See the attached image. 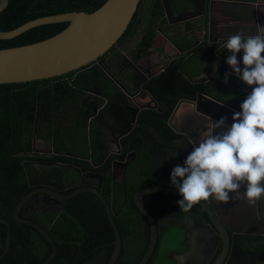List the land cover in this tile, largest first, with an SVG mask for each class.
<instances>
[{"label": "trees", "instance_id": "obj_1", "mask_svg": "<svg viewBox=\"0 0 264 264\" xmlns=\"http://www.w3.org/2000/svg\"><path fill=\"white\" fill-rule=\"evenodd\" d=\"M104 1L7 0L5 9L0 12V31H9L27 21L50 15L91 13ZM163 15L162 0H143L113 48L89 66L52 78L0 84V219L9 226L8 249L0 258V264H40L51 253V246L35 228L13 219V209L23 196L37 188L69 194L78 187L91 186L78 184L80 176L72 169L90 170L89 166L100 162L105 155L104 145L96 132L86 128L89 113L96 104L106 101V109L113 106L115 115L121 120V128L125 126L122 132L128 129L129 112L122 109L126 96L131 93L127 88L129 84L125 86L130 75L128 57L134 60L133 53L138 55L152 47L158 31L165 33L168 26ZM66 26L64 22L31 28L12 39L0 40V49L42 41ZM135 37L137 43L134 45ZM131 45L134 47L130 48ZM179 47L183 49L186 44ZM180 65V58L171 61L169 68L154 80V88L178 97L183 92L192 94V85L178 72ZM215 97L223 100L221 95ZM174 100L170 101L171 106ZM150 119L161 132L172 134L163 121ZM34 141L51 149V153L33 152ZM132 142L133 149H137L138 141ZM146 156L143 151L139 153L140 161L126 170L123 182H111L109 175L104 179L101 172L98 173V178L104 180L100 187L94 188L111 206L113 222L121 239L115 264H137L148 244L149 226L132 202L133 193L151 185L169 186L168 180L152 174L153 163L147 161ZM171 197L156 193L142 197L156 227L160 224L158 218L167 216L175 208L171 202L164 204L165 198ZM124 198L128 200L126 204ZM21 211L18 212L20 219ZM35 214L56 249L46 264H87L99 254H104L105 260L110 256L112 230L104 207L94 194L78 193L67 199L59 212L57 209L40 210ZM5 236L6 226L0 223V254ZM157 250L156 243L146 264L153 263Z\"/></svg>", "mask_w": 264, "mask_h": 264}, {"label": "water", "instance_id": "obj_2", "mask_svg": "<svg viewBox=\"0 0 264 264\" xmlns=\"http://www.w3.org/2000/svg\"><path fill=\"white\" fill-rule=\"evenodd\" d=\"M141 1L143 0H105L101 6H99L91 13L68 12L50 15L27 21L9 31H0V40H8L34 27L52 23H67V26L63 30L42 41L17 47L0 49V84L24 83L33 80L52 78L67 74L69 72L78 71L83 67L89 66L91 63L95 62L98 58L102 57L111 48H113L117 40L125 31L128 23L130 22L134 12L137 9L138 4ZM175 1L177 0H167L166 4L162 2L166 17L177 15V17L174 18L175 22L180 23L181 21L189 20V24L191 25V27L195 25V23H199V18H196V13H188V15H183L182 12L184 11V8L181 9L180 7L184 6L185 2L181 3L180 6L178 2ZM185 1L188 4H191V8L194 9L195 5L193 1L197 3L198 0ZM203 1L204 0H202V2ZM6 4L7 0H0V12L6 7ZM167 20L169 21V19ZM210 25L208 20L205 27L209 29ZM180 38L181 37H174L173 40V45L177 50V57L185 54L186 52H189L192 49V46L196 45L195 41L191 45V39L194 38L193 31L186 33V35L182 37L183 43L188 46L186 49H182L179 47L181 45L179 44L181 41L179 43L176 42V40L178 41V39ZM228 55L229 53L227 52V50H224L221 46L219 49V53H217V57L227 67L226 71H228V65L225 63V60ZM189 58L193 59L189 61ZM241 58L242 53H237V60L240 61ZM197 60L198 57H194L191 54L190 57L181 60V65L179 67V71H182L188 84L192 85V89L193 84L203 85L218 73L215 72L216 74H213L212 76L207 78H205L204 75L199 76V71L204 65L202 64V62L199 63ZM169 61H171V59L168 60L164 67L160 66L157 70L146 76L147 78H150V83H153L154 80H156L157 76L168 65ZM190 66H192L193 72H197V75L187 74ZM128 72L130 75H128L127 77V83L125 86L135 81V75L131 71ZM198 76L200 78H198ZM233 78L235 80H239L235 75L230 79ZM228 81L229 80H227V82ZM121 87L123 88L122 85ZM241 87H243V83L241 84ZM247 94L248 93L246 92L245 95ZM178 102L179 103L175 105L172 112L169 114V117H167L168 105L161 102H159V105L164 107V111L160 108L155 109V103V107L151 111L147 110L138 112V105H133L130 107L127 106V111L129 112L130 121L134 123V121L136 120V122L139 124L140 132L142 131V129H145L144 132L150 133L152 138H155L158 143L176 147L178 151L175 156L179 164L182 165L180 163V159L184 161L186 156L190 153L191 148L196 145V142L199 139V133L205 129L206 122L209 120H218V116L222 112L232 114L234 113V111L229 110L227 106H225V104L219 99H215L211 96H208L207 94L196 95L195 103L191 99L180 100ZM181 102L188 104L189 108H185L184 110L180 109L179 106L180 104H182ZM162 111L163 114L160 116V118L167 117V120L165 122L167 128L172 133L180 135L181 137L179 139L177 138V140L173 141L164 140L157 133L154 127L150 126L148 123L142 120V116L145 114L157 118L156 114H160ZM182 111L187 112L181 113ZM198 112H200V114ZM186 119H193L194 122L186 121ZM231 123V119L229 121H226V125H231ZM139 131L137 133L138 135H140ZM135 133L136 132L121 139V144L125 147L123 151L130 150L131 146L130 144H128V140L134 137ZM186 137L188 138L187 140L185 139ZM139 138L142 141L145 140V137L139 136ZM188 142L190 143L191 148L188 145ZM32 151L38 153V151L33 148V144ZM42 153L50 154L51 151L49 150ZM65 155L68 156V154ZM127 160L128 155H121L118 160L111 162V168H107V171L104 172V174L109 173L111 182H113V177L116 174L114 165L118 163L122 166L121 174L123 175L127 166ZM72 169L76 170V172L80 174L79 169L75 167H72ZM96 175L98 177L99 174ZM243 191L244 187H242V190H240V192L243 193ZM81 192H90L94 194V196L99 199L100 203L104 207L113 234V249L105 264H115L120 251L121 239L113 222V213L111 210V206L107 203L100 192L96 188L91 186L78 187L69 194H59L52 189L37 188L23 196L15 205L12 212L13 219L15 221L24 222L31 225L44 237V239L51 246V253L40 264H46L52 259L56 251L55 245L49 238L45 230L41 227L39 221L36 220L35 217H29L27 214L40 210L42 211L57 209V211L59 212L67 199ZM151 193L170 195L180 198L176 189L164 186H146L138 189L133 193L132 202L135 208L146 219L149 226L148 244L144 255L137 264H146L151 257V254L156 245L157 229L155 221L142 203V197L145 194ZM236 201L237 204H234L231 207L232 210L237 212L234 218L236 219L237 214L240 216L247 214L249 216V219L256 220V224L250 223V225L247 226L248 229L235 230L225 224L219 218V215L215 210L217 206L221 205L228 209V207H230L228 206V203L222 204L220 202L212 201L210 198L208 202L201 201L200 204L197 205L201 207V210L204 211L210 219L211 227H205L207 232H209V234L211 235V241H208L211 248L213 247V244L216 242L218 237H222V241L224 243L223 251L225 250V247L228 244V235L226 231L230 233V238H232V245L233 239L235 238V236H238V234L244 233L247 235L262 236L261 231L264 229V198L258 201V207L257 202L253 206H249L243 199ZM39 202H41L43 206L40 205L38 207L35 205ZM54 205L56 206L54 207ZM256 207L258 212L256 210ZM20 209L22 210V219L18 217V212L20 211ZM0 223L6 226L5 243L4 249L0 254L1 258L8 249L9 226L8 223L3 219H0ZM216 244H214V247ZM247 259L249 261V264H251L253 259L252 256H249ZM258 264H264V258Z\"/></svg>", "mask_w": 264, "mask_h": 264}, {"label": "flooded vegetation", "instance_id": "obj_3", "mask_svg": "<svg viewBox=\"0 0 264 264\" xmlns=\"http://www.w3.org/2000/svg\"><path fill=\"white\" fill-rule=\"evenodd\" d=\"M162 2L166 4L167 0H162ZM175 2H178L180 6L181 3L185 2L184 6L180 7L181 9L184 8V11L182 12L183 15H188V13H196V18H199V23H195V25L191 27V25L189 24V20L181 21L180 23L175 22L174 18L177 17V15L166 17L164 13L163 19L168 26V29L164 34L160 33L159 31L158 33L163 37L164 40H167L168 43L171 44V38L174 40V37H179L193 31L194 38L191 39V45L194 41L196 42V45L192 46V49L189 52H186L179 58L184 59L190 57L191 54L194 57H198L197 61L199 63L202 62V64L208 66L209 69L206 70L207 72H200L199 76L204 75L205 78H207L212 76L213 74H216L215 72L218 73L203 85L193 84V92H191L192 94H190V92H183L182 94L179 93L178 97V95L172 94L169 91H158L157 88H154V84L152 82L150 83V78L146 77L156 70V66H151L153 60L148 56L149 49L145 52L139 53L138 55L133 53L134 60H131L128 57L127 64L129 71H132V73L135 75V81L127 86L128 90L131 91V93H128V96H126L124 100L125 103L122 105V109L128 112L127 106L130 107L133 105H138V112L147 110L151 111L152 109H154L155 103V109L160 108L164 111V107L159 105V102H161L168 105L167 117H169V114L172 112L175 105L179 103L178 101L191 99L195 103L196 95L207 94L208 96H213V98L215 99H218L215 96L221 95L223 98L222 102L225 104V106H227L229 110H232L234 112L239 111V104L247 96L245 95V93H249L251 91L252 86L243 84V87H241L242 82L239 80H235L234 78L230 79L232 76H234L231 74L228 78L229 81L225 83L224 74L227 70V67L218 59L217 53H219L220 47L223 45V43L226 42L227 38L232 36V34L229 32L228 24H231L232 21L237 20L240 22L246 21L245 18L237 19L235 16H232L235 14V12L230 11V8L228 6H232V2H239L243 3L241 5H246V3H249V1L204 0L202 2V0H198L197 3L193 1L195 5L194 9H192L191 4L186 3L185 0H177ZM222 9H224V11H222ZM220 18L225 21V24L221 21L223 28H218L219 26H217L218 24H220V21H218ZM262 18H264V16ZM167 19H169V21ZM208 20L209 25L211 24L209 29L205 27ZM179 24H182V32L178 31L180 29ZM258 34L264 35V29L257 27L256 35ZM181 40L182 39L180 38L178 39V41L176 40V42L179 43ZM136 43L137 39L135 37L134 45ZM179 44H181V42ZM121 45L124 46V43H121ZM134 45H131L130 48L134 47ZM187 47L188 46H186L184 49H186ZM117 48L118 47L116 46L115 49ZM130 48H127V50H129ZM124 53L125 52H123V54ZM138 58H140L141 60H138ZM192 59L193 58H189V61ZM169 66L170 65H168L166 68H169ZM166 68H164V70L162 71L163 73L166 71ZM134 72L137 73L140 78L137 77ZM227 72L231 73V69L229 66ZM161 74H159L157 78ZM199 76L198 78H200ZM145 85H147L149 88H146ZM150 89L153 90L151 91ZM173 100L174 103L171 106L170 101ZM106 105V101H102L96 104V106H94L92 108V111L89 113L86 125L87 130L96 132V136L104 145L105 155L100 162L95 163L94 165H90V170H84L85 168L82 167V171L79 174L80 178L77 180V183L80 185L86 184L93 187H100L101 182L109 175V173L104 174V172L107 171V168H111V162L118 160L121 155H128L127 166L125 169L126 172V170H128L133 163L140 161L139 153L143 151L147 155L146 160H150V163H153L152 174L154 173V175L161 177L163 181L168 180L169 186L164 187L173 188L172 186H170V173L174 166L180 165L175 156L178 149L176 147L158 143L155 138H152L150 133L144 132L145 129H142V131L140 132L139 124L136 122V120L134 121V123L130 121L128 129L122 132L125 126L121 128L122 123H120L121 120L119 116L115 115V108L113 106H110V108L106 109ZM163 111L160 114H156L157 118L145 114L142 116V120L148 123L150 126L154 127L157 133L164 140L173 141L177 140V138L179 139L181 137L180 135L174 133L165 134L161 132L151 121L150 118H153L154 120L163 121L165 123L167 117L160 118V116L163 114ZM183 112L187 111H182L181 113ZM198 113L200 114V112ZM232 115L233 113L228 114L226 112H222L218 116V119L221 116H227V121H229ZM186 121L194 122L193 119H186ZM89 126H91V128H89ZM138 131L140 132V135L137 134ZM134 132H136L134 134V137L128 140V144H130L131 146L130 150L123 151L125 147L121 144V139L126 136L132 135V133ZM139 136L145 137V140H140ZM185 139L187 140L188 138L186 137ZM132 141H138L137 149H133L134 142ZM188 145L191 148L189 142ZM180 163L183 164V160L180 159ZM114 167L116 174L113 177V182H123L125 172L123 175L121 174L122 166L116 163ZM99 171L101 172V175L104 179L97 177L96 174H98ZM116 177H119V180H115ZM242 187L240 190H242ZM165 199L167 200L164 203L165 205H169L168 202H171L174 204L175 208H173L167 216L158 218L160 224L156 227L158 233V237L156 238L157 248H159L162 233L166 230L167 227H173L174 230L181 232L179 242L181 244V251H179L178 253H169L168 259L166 260L167 264H249V261L247 259L249 256H252L253 258L251 264H258L264 258V229L261 231L262 236L247 235L244 233L238 234V236H235V238L233 239V245L232 238H230V233L226 231L228 235V244L225 247V250L223 251L224 243L222 241V237H218V239L216 240L217 244L215 242V247L213 244V247L211 248L208 243V241H211V235L209 234V232H207L205 227H211V223L208 215L201 210V207L195 205L189 212H183L179 210L178 206L176 205V201L179 199L178 197L175 198L174 196H172L169 199ZM127 202L128 200L124 198L123 203L126 204ZM234 204L236 205L237 201L235 199H230V201L228 202V206L230 207L227 206L228 209L223 205L217 206L215 208L219 215V218L225 224L235 230L248 229L247 226L250 225V223L256 224V220L249 219V216L247 214L243 216L237 214L235 219L234 216L237 212L231 209L232 205ZM35 205L39 207L42 204L41 202H39ZM55 206L56 205H54V207ZM27 215L29 217L35 218L37 216L35 212H31ZM156 256L157 252L155 254V259ZM106 261L107 260H105V255L99 254L92 260V262L87 264H105Z\"/></svg>", "mask_w": 264, "mask_h": 264}, {"label": "clouds", "instance_id": "obj_4", "mask_svg": "<svg viewBox=\"0 0 264 264\" xmlns=\"http://www.w3.org/2000/svg\"><path fill=\"white\" fill-rule=\"evenodd\" d=\"M222 48L229 53L225 63L231 69L225 72L224 82L231 74L252 87L240 110L233 113L231 125H226L227 116L207 121L183 164L172 168L170 183L180 196L176 205L183 212L210 198L222 203L243 199L249 206L264 198V35H232ZM175 51L171 61L183 55L177 57ZM237 53H242L240 61ZM166 63L153 61L152 65L157 70ZM178 72L186 80L179 68Z\"/></svg>", "mask_w": 264, "mask_h": 264}, {"label": "crops", "instance_id": "obj_5", "mask_svg": "<svg viewBox=\"0 0 264 264\" xmlns=\"http://www.w3.org/2000/svg\"><path fill=\"white\" fill-rule=\"evenodd\" d=\"M249 3H246V5H241L243 3L239 2H232V6H228L230 11L235 12L234 15L237 19L240 18H245L246 21L240 22V21H232L231 24L229 23V32L232 35L240 34L242 36H255L256 35V30L257 27L264 29V0H248ZM245 6V7H243ZM224 11V9H222ZM218 21H220V24L218 28H223L221 21L225 24V21L220 18ZM180 25V29L178 30L179 32H182V24ZM178 27V26H177ZM176 27V28H177ZM182 34V33H179ZM181 35L179 37L185 36ZM184 39V38H183ZM153 45L152 48L149 49L148 56L153 60V61H160L161 64L164 62H168L169 58L175 57L176 51L172 47L171 44L168 43L167 40H164L163 37L160 34H156L154 39H153ZM183 41L181 40V44ZM144 58V57H143ZM142 58V59H143ZM138 60H141L138 58ZM154 66V65H152ZM208 69V66L204 65L202 69L199 72H204ZM209 70V69H208ZM132 72V71H131ZM207 72V71H206ZM135 73V72H134ZM137 74V73H136ZM197 75V72L195 73ZM137 77L140 78V76L137 75ZM182 77V76H181ZM141 83V82H140ZM223 101V100H221ZM180 109H185L189 108L188 104L182 103L180 104Z\"/></svg>", "mask_w": 264, "mask_h": 264}, {"label": "rangeland", "instance_id": "obj_6", "mask_svg": "<svg viewBox=\"0 0 264 264\" xmlns=\"http://www.w3.org/2000/svg\"><path fill=\"white\" fill-rule=\"evenodd\" d=\"M196 72H193L192 66L189 67L188 75H194ZM33 148L40 152H45L47 149L39 141L33 142ZM115 180H119V177H116ZM180 231L174 230L173 227H167L166 230L162 233L160 240L159 248L157 250V256L153 264H167L166 260L168 259L167 253H178L181 251L180 242Z\"/></svg>", "mask_w": 264, "mask_h": 264}, {"label": "bare ground", "instance_id": "obj_7", "mask_svg": "<svg viewBox=\"0 0 264 264\" xmlns=\"http://www.w3.org/2000/svg\"><path fill=\"white\" fill-rule=\"evenodd\" d=\"M39 221V220H38Z\"/></svg>", "mask_w": 264, "mask_h": 264}]
</instances>
